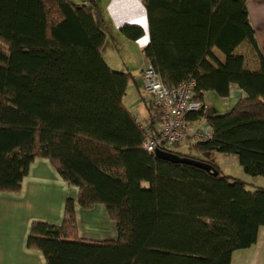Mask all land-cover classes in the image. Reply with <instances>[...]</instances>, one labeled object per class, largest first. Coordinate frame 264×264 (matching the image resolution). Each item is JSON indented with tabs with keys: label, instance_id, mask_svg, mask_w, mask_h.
I'll list each match as a JSON object with an SVG mask.
<instances>
[{
	"label": "trees",
	"instance_id": "1",
	"mask_svg": "<svg viewBox=\"0 0 264 264\" xmlns=\"http://www.w3.org/2000/svg\"><path fill=\"white\" fill-rule=\"evenodd\" d=\"M74 0H0V190L18 191L36 157L49 158L78 186L84 208L103 204L117 237H78L76 201L61 224L34 221L28 246L46 264H231L264 225V186L226 174L214 152L236 154L244 171L264 177V57L246 0H145L146 59L168 85L195 78L196 98L245 95L227 112L191 111L213 128L208 141L172 150L212 163L218 174L156 156L144 126L124 104L132 74L112 68L107 33L93 5ZM138 39L143 29L124 25ZM249 43L259 66L244 53ZM225 56L220 60L214 49ZM150 127L159 112L148 104Z\"/></svg>",
	"mask_w": 264,
	"mask_h": 264
},
{
	"label": "crops",
	"instance_id": "2",
	"mask_svg": "<svg viewBox=\"0 0 264 264\" xmlns=\"http://www.w3.org/2000/svg\"><path fill=\"white\" fill-rule=\"evenodd\" d=\"M74 1L78 4H91L90 0ZM95 1L94 12L101 27L107 33L106 42L102 49L103 56L112 68L132 74L124 104L139 123L148 126L150 125L148 104H146L145 115H142L143 109L140 113H135L128 103V95L131 91L141 93L142 89L144 90L142 74L149 64L143 52L144 47L150 42V23L145 0ZM246 5L251 24L255 29L258 46L264 57V0H246ZM124 25L141 26L143 34L138 39H131L122 31L121 28ZM236 51L245 54L246 64L251 69L258 68V57L252 51L249 43L243 42ZM214 52L220 60H224L225 56L219 49L215 48ZM216 95L218 94L215 91L204 93V101L209 104L208 110L211 108V113L218 111L214 107V101L217 97L218 99L222 98L223 101L226 99L224 104L230 105L227 99L236 102L245 95V92L237 84H232L228 96ZM218 113L223 112L218 111ZM187 121L189 131L208 125L205 117L196 120L187 118ZM193 142L195 141L188 133L185 140L176 146L175 150H180L182 146L190 149ZM214 154L220 155L219 158L225 161L228 157H231L230 159H234L235 156L238 158L236 154L231 153L214 152L212 155ZM220 162L216 164L229 175ZM252 181L253 185L264 186L258 184L260 180L254 179ZM78 195V186L64 180L49 158L36 157L18 191L0 190V264H46L43 252L39 249L30 248L27 244L31 225L34 221L61 224L64 220L68 197L76 201L79 238L88 240L115 239L117 237L116 222L110 218L106 207L96 203L90 208H84L78 202ZM231 264H264V225L259 228L256 243L233 252Z\"/></svg>",
	"mask_w": 264,
	"mask_h": 264
},
{
	"label": "built area",
	"instance_id": "3",
	"mask_svg": "<svg viewBox=\"0 0 264 264\" xmlns=\"http://www.w3.org/2000/svg\"><path fill=\"white\" fill-rule=\"evenodd\" d=\"M144 90L152 97L153 110L160 113L155 127L144 126V149L155 152L157 149L172 151L191 134L194 141H208L213 137L211 125H203L189 131L187 115L191 111L208 109L205 101L196 98L195 78L186 79L176 85L166 84L149 62L143 70Z\"/></svg>",
	"mask_w": 264,
	"mask_h": 264
},
{
	"label": "rangeland",
	"instance_id": "4",
	"mask_svg": "<svg viewBox=\"0 0 264 264\" xmlns=\"http://www.w3.org/2000/svg\"><path fill=\"white\" fill-rule=\"evenodd\" d=\"M107 49V48H106ZM218 96V95H216ZM152 100V97L150 95H148L146 93L145 90L142 89L141 93L138 92H130L128 95V103L130 105V107H132L133 111L135 113H140V111L143 109V114L145 115L146 113V104H149ZM226 101V99H225ZM223 99H218V97L215 99L214 103H215V109L218 110L219 112H227L229 111L236 102H231V99H227V101H229L230 105H225ZM227 103V102H226ZM209 106V104H208ZM211 108L210 110H206L207 114L211 113ZM217 111V113H218ZM140 121H142V119H140ZM179 152H184L186 154H190V155H195V156H201V154H199L196 150L194 149H188L185 146H182L180 148V150H178ZM220 155L214 154L211 156V158H213L212 160L215 163H221L223 169H226L225 171L227 173H229V175L231 174L232 176L241 178V179H245L247 182L253 183L252 180H260V182L258 184L260 185H264V177L262 176H258V177H253L251 175H248L247 173H245V171H243V167L241 166L239 159L235 156V155H230V156H235L233 157L234 159H230L231 157H228L227 161L225 160H221V158H219ZM116 236H117V232H116Z\"/></svg>",
	"mask_w": 264,
	"mask_h": 264
},
{
	"label": "water",
	"instance_id": "5",
	"mask_svg": "<svg viewBox=\"0 0 264 264\" xmlns=\"http://www.w3.org/2000/svg\"><path fill=\"white\" fill-rule=\"evenodd\" d=\"M156 156L163 158L165 160H169L171 162H179V163H187L191 164L203 169H206L208 171H212L214 174H218V170L215 168V166L207 161L197 159L190 156H181L179 153L174 151H167L163 149H157L155 151Z\"/></svg>",
	"mask_w": 264,
	"mask_h": 264
}]
</instances>
